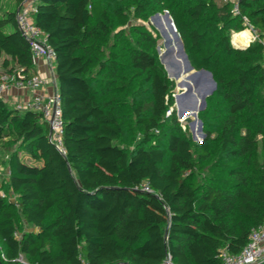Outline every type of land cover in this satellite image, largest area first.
Returning a JSON list of instances; mask_svg holds the SVG:
<instances>
[{
  "label": "trees",
  "instance_id": "1",
  "mask_svg": "<svg viewBox=\"0 0 264 264\" xmlns=\"http://www.w3.org/2000/svg\"><path fill=\"white\" fill-rule=\"evenodd\" d=\"M15 1L19 9L25 0ZM238 3L239 13L231 0H119L114 9L104 0H36V24L57 55L65 152L50 142L40 111L0 98V145H19L8 158L17 199L0 194V264H223V249H243L264 222V49L258 40L234 44L232 31L246 29L247 17L264 32V0ZM18 9L0 16V80L36 73ZM166 10L194 67L211 70L217 81L204 114L222 113L218 133L206 129L195 151L152 31L133 26L132 39L123 31L113 38L132 15L148 19ZM140 78L152 104L148 110L134 94L142 138L127 150L117 143L125 115L115 93L130 96ZM218 152L248 165L232 162L224 183L198 181ZM22 219L36 229L19 236Z\"/></svg>",
  "mask_w": 264,
  "mask_h": 264
},
{
  "label": "built area",
  "instance_id": "2",
  "mask_svg": "<svg viewBox=\"0 0 264 264\" xmlns=\"http://www.w3.org/2000/svg\"><path fill=\"white\" fill-rule=\"evenodd\" d=\"M231 1H234L233 11L239 13L238 0ZM35 12L36 0H25L17 11V22L20 30L29 40L34 63L41 57L46 58L47 75L35 73L28 76L21 71L13 74H4L0 80V98L7 101L15 90H32L33 93L27 103L24 106L21 104L17 105V107L19 109L32 108L40 111L44 119L50 123V142L60 151L65 152L62 103L55 70L57 55L49 42L46 32L36 24ZM245 22L248 23V26L242 31L246 33L245 41H247V44L258 40L262 43L264 49V32L261 33L259 28L249 24L247 17H245ZM2 170L3 168L0 165V174ZM9 174V168H7V175L5 176L7 181ZM146 189L149 190L150 188L146 187ZM0 194L6 197L2 190H0ZM220 255L223 264H257L262 261L264 259V222L259 227L252 229L248 242L239 253H230L228 250L223 249ZM85 264L89 263L86 262Z\"/></svg>",
  "mask_w": 264,
  "mask_h": 264
},
{
  "label": "rangeland",
  "instance_id": "3",
  "mask_svg": "<svg viewBox=\"0 0 264 264\" xmlns=\"http://www.w3.org/2000/svg\"><path fill=\"white\" fill-rule=\"evenodd\" d=\"M104 1H105V4L109 5L110 9H114V7L117 6L119 0H104ZM223 1H226V0H223ZM17 9H18V5L16 4L15 0H0V16L5 14L6 11H9V10L12 11V10H17ZM164 13L165 12H162L161 14H164ZM133 26L134 27L137 26L138 28L146 27L147 29L151 30L155 38L157 39V44H158V47L161 48V52H163L164 50L168 48V45L166 44V37L162 33L160 27H158L155 24V22L152 20V16L149 17L148 19H145V18L142 19V18H138L132 15L131 21L128 25L116 27V29L113 31V38L116 32L123 31L124 37H129L130 39H132L133 35L130 33V29L133 28ZM235 32L239 33L237 31H232V41H234L233 33ZM170 34L171 36H173L172 33ZM242 34L244 37L242 36ZM242 34H241L242 36L241 41H237L238 45H246L245 42L247 41H245L246 40L245 32L243 31ZM243 40L244 42L242 44ZM174 46L177 47L175 43H174ZM159 58H160V55H159ZM2 60H3V55H0V67H2ZM183 66H184V63H183ZM1 73H5V71ZM173 81H174L175 87L172 92V97L174 99V93L178 92L180 90V87L177 85V82H178L177 79H173ZM140 82H141V78L136 81L133 87H131L133 90L131 91L132 93L130 96H124L120 93H117V94L115 93V96L118 97L123 104L122 111L125 115L124 116V134L122 136V139L119 140L117 143L120 146L126 148L127 150H132L142 138L141 127L137 122L135 114L133 113L134 94L137 93V91H138V94L140 93V97L144 99L145 106L148 110L152 104V96L149 91V86L143 82L141 84ZM263 94H264V87L259 89V95H263ZM190 98L191 97H188L181 101V104L179 106L180 110L190 102ZM11 100H14V99H11ZM11 100L10 102L7 101L11 106L17 107V105H20L19 100H14V102ZM192 102L190 103V105L192 104ZM21 105L24 106L22 103ZM174 105L176 107L175 99H174ZM207 107L208 105L206 106V108H204L203 110L199 112V118L203 122L204 132L206 133V129L210 128L213 130V136H216L218 133V127L221 123L220 115H222V113H217V114L214 113L211 116L206 115L204 113L207 110ZM20 109H23V108H20ZM176 116L179 122L181 123V125L183 126V128L185 129L186 133L190 137L191 142L193 144V150L195 151L196 144H198L199 140H201V136H199L198 139H194L192 132H195L197 135L198 134L200 135V133L198 132V125L196 126V129L193 130V128L188 122L178 117L177 112H176ZM158 134L160 133L158 132ZM203 140L204 139H202V141ZM259 143H260V152L256 155V163H259L258 161H260L263 156V146L261 143V139ZM18 147H19L18 143H16L13 139L6 140L2 145H0V165L3 168L2 173L0 174V190H2V192L6 194V197H8L9 199H13V200L17 199V195H15L10 190L7 178L5 176L7 175L8 158L11 152L13 150H16ZM195 157L196 159H199V156L196 152H195ZM234 161H236L237 164H240V165H244V166L248 165V162L243 157H230L229 155L222 154L220 152L215 153L211 160L203 163V167L200 169L199 172L196 173L195 177L200 182H206V181L208 182L211 180L219 179L220 181L224 183L225 181H228L229 179L228 172L230 169V164ZM55 215H56V212L54 210L51 211L49 214V220L54 219ZM35 229H36L35 227H33L31 224H28L22 219V223H21V226L19 227L18 235L20 236L25 231H32ZM4 255H5L4 245H3V242L0 241V256L4 257ZM21 261L28 262V260L24 258L23 256L21 257Z\"/></svg>",
  "mask_w": 264,
  "mask_h": 264
},
{
  "label": "water",
  "instance_id": "4",
  "mask_svg": "<svg viewBox=\"0 0 264 264\" xmlns=\"http://www.w3.org/2000/svg\"><path fill=\"white\" fill-rule=\"evenodd\" d=\"M152 20L160 27L166 37V44L168 45V48L163 52L158 47L160 60L164 64L168 76L172 79H177V85L180 87V90L174 93L177 115L180 119L188 122L193 130L198 125V132L201 136L200 143L205 138L206 133L203 130V122L199 118V112L206 108L208 97L216 91L217 81L211 70L207 68L197 69L194 67L187 54L184 42L177 30L173 17L168 10L164 14L156 13L152 15ZM174 43L177 47L174 46ZM188 97L192 98V104L188 108L180 110L179 106L181 101ZM192 134L194 139H198L195 132H192ZM260 263L261 261L257 264Z\"/></svg>",
  "mask_w": 264,
  "mask_h": 264
},
{
  "label": "crops",
  "instance_id": "5",
  "mask_svg": "<svg viewBox=\"0 0 264 264\" xmlns=\"http://www.w3.org/2000/svg\"><path fill=\"white\" fill-rule=\"evenodd\" d=\"M239 41H241V40H239ZM243 42H244V40H243ZM233 43L237 44L238 42L236 43L234 41ZM245 43L247 44V42H245ZM2 70H3L2 67H0V72H2ZM33 71H36V73H40L42 75H47V64H46V58L45 57H41L35 62ZM56 82H57V80H56ZM32 93H33L32 90H27V91L15 90L13 92V94H11L9 100H7V101L10 102L11 99L19 100L20 104L22 103L23 105H25L27 103V101L31 98ZM14 100H11V101L14 102ZM24 158L27 161L31 162V160L28 156H24ZM7 168H9V167H7Z\"/></svg>",
  "mask_w": 264,
  "mask_h": 264
},
{
  "label": "bare ground",
  "instance_id": "6",
  "mask_svg": "<svg viewBox=\"0 0 264 264\" xmlns=\"http://www.w3.org/2000/svg\"><path fill=\"white\" fill-rule=\"evenodd\" d=\"M242 32H243V31H241V32H239V33H236V32H235V33L233 34V38H234V41H235L236 43H237V41L241 40V37L243 36ZM241 34H242V36H241ZM245 35H246V33H245ZM243 37H244V36H243ZM234 41H233V42H234ZM242 43H243V41H242Z\"/></svg>",
  "mask_w": 264,
  "mask_h": 264
}]
</instances>
